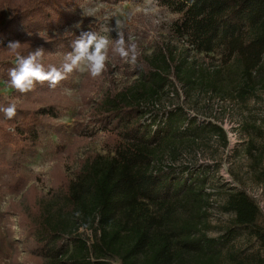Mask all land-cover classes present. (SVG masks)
<instances>
[{"label":"trees","instance_id":"1","mask_svg":"<svg viewBox=\"0 0 264 264\" xmlns=\"http://www.w3.org/2000/svg\"><path fill=\"white\" fill-rule=\"evenodd\" d=\"M157 1L178 15L173 35L187 48L176 57L174 45L141 57L135 65L137 79L120 91L105 92L87 124L75 121L74 130L81 137H93L103 129L108 151L86 155L74 176L55 166L47 194L32 186L21 203L13 205L23 247L33 264H264V225L254 198L244 190L227 189L220 208L233 215L232 223L212 236L211 209L218 195L209 175L212 166L198 169L165 162L170 153L177 159L180 146L194 150L216 140L226 146V130L191 115L182 105L158 104L164 92L176 89V80L190 90L200 87L221 94L217 86L221 69L211 74L199 71L195 61L188 66L189 49L206 55L220 49L222 67L235 62L239 75L232 90L235 99L245 101L264 90V0ZM76 3L0 0V20L5 19L2 11L8 12L0 27V74L9 86L15 54L8 43L19 41L18 51L25 56L37 49L45 55L66 43L63 38L35 36L21 41L20 37L67 24ZM41 62L45 67L62 65L44 56ZM78 73L74 69L62 81L70 82ZM49 89L47 82L27 94L14 89L17 96H26L21 103L0 95V108L10 103L17 108L11 120L0 111V161L22 165L35 154L42 132L53 125L62 127L53 121L67 107L66 101L49 94ZM247 126L250 171L264 188V127ZM25 185L23 178H17L13 191H23ZM87 231L93 234L91 240L85 236ZM16 243L8 225L6 234L0 233V256L9 257L14 250L16 261Z\"/></svg>","mask_w":264,"mask_h":264},{"label":"rangeland","instance_id":"2","mask_svg":"<svg viewBox=\"0 0 264 264\" xmlns=\"http://www.w3.org/2000/svg\"><path fill=\"white\" fill-rule=\"evenodd\" d=\"M2 14L5 19L0 20V27L8 18V12L2 11ZM177 17V14L160 6L157 0H77L67 24L53 30L28 32L20 37L21 41L35 36L65 39L66 43L55 46L44 55L63 64L65 56L73 51L74 41L79 38L80 33L91 30L109 39V57L102 75L92 77L79 69L78 75L70 82L61 81L56 88L49 89V94L62 97L67 107H62L59 117L53 121L56 125L62 124V127L59 129L58 126L57 129L53 125L42 132L40 144L33 156L28 157L18 167L0 161V233L6 234V227L9 225L17 240L16 261L12 260L14 250H10L9 257L0 256V264H33L23 247L19 217L14 214L13 205L21 203L24 192L32 186L41 194H47L52 185V171L55 166L60 165L65 173L74 176V171L86 155L104 154L108 151L103 129H98L93 137H81L74 130L75 121L87 124L105 92L120 91L137 79L139 72L135 65L141 57L152 56L157 49H166L169 45H174L173 55L176 57L183 48H187L173 35L172 24ZM117 20L121 21L126 47L135 45V63L120 57L114 51L118 38L115 31ZM220 57V49L209 55L189 49L185 55L187 65L190 66L195 61L199 71L209 73L221 69L222 76L218 78L217 84L221 94L208 92L200 87L190 90L176 80L175 87L178 91L172 89L164 92L158 100L160 106L182 105L191 115L212 120L226 130V146L217 140L194 150L180 146L177 159L173 158L172 153L165 157L166 163L176 165L191 164L198 169L201 165L205 168L206 165L212 166L209 175L215 180L213 191H218V195L214 196L215 204L210 216L212 228L209 234L212 236L224 232L232 223L233 215L220 208L223 196L230 187L244 190L254 198L261 210L260 222L264 225V188L254 180L250 171V159L245 152L251 137L247 125L256 123L264 127V90H258L255 97L245 101L235 99L232 90L239 81L238 67L235 62L222 67ZM36 92L43 93L42 90ZM0 95L18 103L27 100L26 96H17L1 74ZM254 137L259 143V138L256 135ZM20 177L25 180V188L20 192L13 191L14 182ZM85 236L88 240L93 238L91 231H87ZM236 244L240 245V241H236ZM4 245L9 250L7 237ZM257 245L255 243L253 246Z\"/></svg>","mask_w":264,"mask_h":264},{"label":"clouds","instance_id":"3","mask_svg":"<svg viewBox=\"0 0 264 264\" xmlns=\"http://www.w3.org/2000/svg\"><path fill=\"white\" fill-rule=\"evenodd\" d=\"M76 26L79 27L78 24ZM121 27V21L117 20L115 31L118 38L114 51L120 57L135 63V45L126 47ZM109 44L110 41L105 36L98 35L91 30L82 31L79 38L74 41L73 51L65 56L61 66L48 65L45 67L41 62L44 56L42 49L31 51L25 56L18 51L21 43L11 41L7 48L15 54V66L9 69L8 83L17 92L27 94L33 91L38 83L47 82L50 88H56L74 69H80L92 77H98L105 71L109 57ZM82 64L83 67H81ZM0 111L4 113L6 119L11 120L16 116L17 108L15 104L10 103L7 107L0 108Z\"/></svg>","mask_w":264,"mask_h":264}]
</instances>
